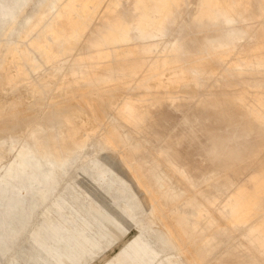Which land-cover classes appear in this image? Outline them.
<instances>
[{
    "label": "bare ground",
    "instance_id": "obj_1",
    "mask_svg": "<svg viewBox=\"0 0 264 264\" xmlns=\"http://www.w3.org/2000/svg\"><path fill=\"white\" fill-rule=\"evenodd\" d=\"M187 2L46 0L34 14L37 16L35 24L27 17L26 26H18L14 16L6 34L15 32L19 37L29 38L38 28L30 45L46 63L56 64L59 71L66 67L63 96L72 98L81 85L91 86L94 93L100 95L101 106L102 103L108 105L112 115L122 119L136 133L145 135L133 143L129 134L111 122L102 140L127 151L121 156V162L142 194L150 223L160 227L165 241L178 248L190 264L203 260L223 244L229 235L224 228L226 222L247 224L244 234L247 245L227 252L231 259L237 257L235 264H264V0H197L194 17L178 23L177 18L182 16ZM124 14L133 19L125 22ZM98 15L102 16L100 21L93 22ZM5 16L4 13L0 18ZM235 16L245 24L239 29L224 30ZM21 17L23 13L18 18ZM92 26L101 27L105 32L97 41L85 42L84 32ZM175 27L184 35L167 41L160 39L168 32H175ZM191 28L211 29L215 33L198 43V38L190 35ZM246 34L249 38L238 49L239 55L229 58L232 43ZM54 44L60 50H53ZM0 47L8 48L6 53L0 54L1 61L9 66L7 83L11 85L19 78L28 97L37 104L40 93L21 82L24 66L14 64L15 55L20 61L33 63L29 53L15 42L6 41L0 43ZM246 74L249 77L243 78ZM10 95L7 98L4 95L5 99L2 94L4 99L0 100L6 101V106L0 107V116L9 110L7 121H0V140L7 137L4 133L9 132L14 140L25 132V143L30 147L34 134L41 128L26 120L16 134L17 124L11 122L16 120L23 106ZM163 105L186 109L178 126L188 125V134L177 132V126L162 139L148 138V121L153 117L154 108ZM24 106L31 109L30 102H25ZM66 110L58 117L59 124L67 128L61 134L62 141L69 139L80 146L82 126L90 132L101 127L93 100L87 101L84 108L75 105ZM45 124L51 128L49 121ZM196 127L202 130L207 142L202 146V156L219 158L218 171L212 176L192 167L177 147L180 138H198L192 129ZM151 144H155L159 152L153 161L146 160L143 153ZM37 146L40 152L41 147ZM5 148L0 143V149ZM54 157L61 161L59 155ZM158 158L165 162V173L159 170ZM24 160L34 164L31 157L23 156L22 164ZM46 161L47 156H44L41 163ZM250 170L252 174L241 181V176ZM169 174H175L178 179L173 181ZM215 175L220 177L218 186L231 194L220 211L209 213L189 193L194 190L211 202V190L199 188ZM21 176L22 171L13 166L0 183L7 186L5 184L12 182L15 190V182ZM178 181L186 187L189 196L186 202L180 200L183 192L178 188ZM180 207H189L192 212ZM211 264L227 263L219 260Z\"/></svg>",
    "mask_w": 264,
    "mask_h": 264
},
{
    "label": "rangeland",
    "instance_id": "obj_2",
    "mask_svg": "<svg viewBox=\"0 0 264 264\" xmlns=\"http://www.w3.org/2000/svg\"><path fill=\"white\" fill-rule=\"evenodd\" d=\"M45 1L0 0V17L4 13L7 15L4 19L0 18V43L15 42L27 50L33 63L20 61L15 55L14 64L24 66L21 82L40 93V99L34 105L35 100L28 97V92L22 88L19 78L13 84H8L6 78L10 73L9 66L0 59V100L7 98L11 93L10 97L23 106L16 120L11 122L17 124L16 134L26 120H29L32 126L38 125L41 128L34 134L30 147L25 143V132L19 133L18 138L14 140L9 132L4 133L7 137L0 140V143L6 146L5 149H0V179L13 166H17L23 175L17 178L15 190L12 182L5 184L7 186L0 183V264H190L178 248L165 241L160 227L150 223V215L143 203L142 194L131 182L126 167L121 162V156L127 151L105 144L102 140V135L111 122L118 126L120 131L129 134L133 143L140 141L145 135L136 133L122 119L112 115L108 105L102 103L101 106L98 102L100 95H96L91 86L81 85L72 98L63 96L66 89L63 81L66 67L59 71L56 64L46 63L41 54L30 45L38 28L29 38L19 37L15 32L6 34L14 16L17 17L18 26H26L27 17L31 18V24H35L37 16L34 14ZM196 10L197 0H188L177 22L180 23L182 19L190 21ZM21 13L23 17L18 18ZM101 17L96 16L93 22L98 23ZM110 18L112 19V15ZM132 19L133 17L127 14L123 15L125 22ZM244 24L235 16L223 29H239ZM174 31L168 32V35L160 39L167 41L184 35L178 27H175ZM104 32L105 29L92 26L84 32L85 42L97 41ZM214 33L206 28L190 30V35L192 38H198V43L211 38ZM248 38L246 34L236 43H232L229 58L233 59L239 55L238 49ZM7 49L0 47V54L6 53ZM52 49L60 50L56 44ZM242 77L249 76L246 74ZM2 94L3 97L5 95L4 98ZM92 100L98 108L97 116L101 127L90 132L82 126L80 132L83 142L80 146L74 145L69 139L62 141L61 134L67 128L59 124V114L67 111L69 106L78 105L84 108L85 103ZM25 102H30L31 109L28 110L24 106ZM3 105L6 106V101H0V107ZM185 110H177L167 105L156 106L152 119L148 121V138L162 139L169 135L182 120ZM5 111L3 116H0V121H7L9 110ZM45 121L51 123V128ZM6 123L9 124V121ZM192 129L196 131L198 138H180L177 147L192 167L205 170L207 175L212 176L218 171L216 162L219 158L202 156V146L207 142L202 130L198 127ZM177 130L185 134L190 131L188 125L178 126ZM155 144L143 151L146 160L153 161L159 154ZM37 145L41 147L40 152ZM55 154L60 156V162L54 157ZM23 156L31 157L34 164L27 160L22 164ZM44 156H47V161L41 163ZM158 160L159 170L165 173L167 167L164 160ZM252 171L242 175L240 180L249 177ZM43 172H47V175ZM169 177L173 181L178 179L175 174H169ZM218 178L219 175L213 176V179L199 188L211 190V202L205 201L194 190L189 193L198 203L205 206L209 213L220 211L231 194L218 186ZM178 183V188L183 192L180 200L186 202L189 197L186 187L183 182ZM180 209L192 212L189 207ZM246 226L247 224L224 223V228L229 232L227 239L209 256L193 264H211L219 260L235 264L237 257L231 259L227 252L233 247L247 245V239L244 237Z\"/></svg>",
    "mask_w": 264,
    "mask_h": 264
}]
</instances>
